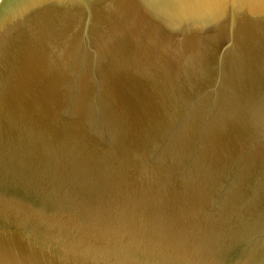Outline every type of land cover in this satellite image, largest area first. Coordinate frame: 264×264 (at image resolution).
<instances>
[{
  "label": "water",
  "instance_id": "95a60500",
  "mask_svg": "<svg viewBox=\"0 0 264 264\" xmlns=\"http://www.w3.org/2000/svg\"><path fill=\"white\" fill-rule=\"evenodd\" d=\"M0 264H264V0H0Z\"/></svg>",
  "mask_w": 264,
  "mask_h": 264
}]
</instances>
